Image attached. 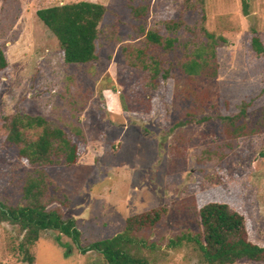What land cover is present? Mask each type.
I'll use <instances>...</instances> for the list:
<instances>
[{"label": "rangeland", "instance_id": "obj_1", "mask_svg": "<svg viewBox=\"0 0 264 264\" xmlns=\"http://www.w3.org/2000/svg\"><path fill=\"white\" fill-rule=\"evenodd\" d=\"M82 1L106 8L97 60L69 64L36 11ZM134 8L146 14L134 18ZM171 20L183 23L177 32L164 29ZM148 31L175 42L154 49ZM206 33L221 38L214 58ZM254 36L264 47V0H0V46L10 66L0 78V118L42 116L84 144L76 165L42 167L49 196L66 202L63 218L75 221L81 246L113 238L132 215L164 207L148 233L153 247L141 254L151 264H197L187 238L200 230L197 211L210 202L243 213L251 240L264 244V55L252 50ZM201 47L217 76L183 70ZM152 62L159 68L154 82L142 69ZM243 103L246 116L234 127L221 120ZM241 124L242 133L225 131ZM32 169L0 135V204L23 205ZM22 238L17 226L0 221V264H27ZM30 253L33 264H107L56 231L41 233Z\"/></svg>", "mask_w": 264, "mask_h": 264}, {"label": "trees", "instance_id": "obj_2", "mask_svg": "<svg viewBox=\"0 0 264 264\" xmlns=\"http://www.w3.org/2000/svg\"><path fill=\"white\" fill-rule=\"evenodd\" d=\"M105 12V6L101 4L82 1L39 9L36 16L57 39L65 63L88 64L97 60L98 26ZM243 12H246L245 9ZM132 13L134 18L143 17L146 8H134ZM162 25L166 31L177 32L183 23L171 20ZM206 35L211 40L209 57L214 58L217 42L221 38L213 34ZM145 39L147 43L154 45V49L162 47L167 50L175 42V39L165 40L162 34L153 31H148ZM251 48L256 55H264V47L257 36L252 37ZM193 55L194 59L183 64L186 74L217 76V68H208L209 61L201 59L203 47L195 50ZM152 63L153 65L144 64L142 69L149 73L151 82H154L159 68L156 67L158 63ZM9 71L10 66L0 46V78L7 76ZM167 75L165 70L163 79H167ZM247 106V103L241 104L236 115L222 117L221 120L234 127L235 123L245 118ZM243 126L241 124L233 131L226 127L225 131L228 135H237L242 133ZM33 130H40L36 138L28 135ZM0 135L6 143L17 148L21 161L33 167L23 185V205L7 207L0 204V221L17 226L23 233L19 251L23 254L24 262L34 263L35 258L30 253V248L38 241L41 233L56 231L71 239L82 254L98 253L107 264H151L141 251L149 246L148 233L166 214L164 207L132 215L126 218L124 229L113 238L81 246L75 221L63 218L61 208H67L66 202H58L59 205H56V199L49 196L51 185L42 167L61 162L69 167L76 165L85 151L84 144L76 142L66 131L42 116L21 113L0 118ZM197 215L200 230L187 238L194 248L197 264H235L242 259L264 264V244L251 240L248 221L243 213L226 202H210L201 206ZM55 243L65 248L68 255L70 247L61 242L59 235L55 237Z\"/></svg>", "mask_w": 264, "mask_h": 264}, {"label": "water", "instance_id": "obj_3", "mask_svg": "<svg viewBox=\"0 0 264 264\" xmlns=\"http://www.w3.org/2000/svg\"><path fill=\"white\" fill-rule=\"evenodd\" d=\"M247 20L251 23L252 22V16H248Z\"/></svg>", "mask_w": 264, "mask_h": 264}]
</instances>
